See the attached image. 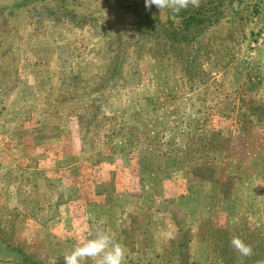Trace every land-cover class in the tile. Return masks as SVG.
Masks as SVG:
<instances>
[{
    "label": "rangeland",
    "instance_id": "obj_1",
    "mask_svg": "<svg viewBox=\"0 0 264 264\" xmlns=\"http://www.w3.org/2000/svg\"><path fill=\"white\" fill-rule=\"evenodd\" d=\"M263 13L0 0V264L100 231L124 264H264Z\"/></svg>",
    "mask_w": 264,
    "mask_h": 264
},
{
    "label": "clouds",
    "instance_id": "obj_2",
    "mask_svg": "<svg viewBox=\"0 0 264 264\" xmlns=\"http://www.w3.org/2000/svg\"><path fill=\"white\" fill-rule=\"evenodd\" d=\"M153 5L160 11L171 10L178 14L190 6L199 7L200 0H145L147 10L150 11ZM231 245L242 257L253 255L252 246L239 236L231 238ZM126 252V247L116 242L113 235L108 231H100L94 238L78 244L70 254L64 256V261L65 264H87L89 260L94 261V264H124Z\"/></svg>",
    "mask_w": 264,
    "mask_h": 264
},
{
    "label": "built area",
    "instance_id": "obj_3",
    "mask_svg": "<svg viewBox=\"0 0 264 264\" xmlns=\"http://www.w3.org/2000/svg\"><path fill=\"white\" fill-rule=\"evenodd\" d=\"M255 37L250 43V58H253L259 50H264V13L260 17L256 27Z\"/></svg>",
    "mask_w": 264,
    "mask_h": 264
}]
</instances>
